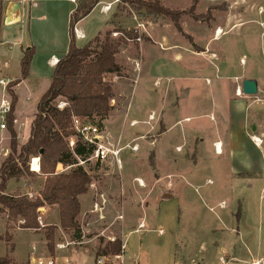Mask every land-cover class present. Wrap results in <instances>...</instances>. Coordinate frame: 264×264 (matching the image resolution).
I'll list each match as a JSON object with an SVG mask.
<instances>
[{
  "label": "crops",
  "instance_id": "obj_1",
  "mask_svg": "<svg viewBox=\"0 0 264 264\" xmlns=\"http://www.w3.org/2000/svg\"><path fill=\"white\" fill-rule=\"evenodd\" d=\"M80 1L85 0H74V2L71 0H0V18L2 21V25L0 24V78L10 80V82L15 81L19 77L20 60L23 52L31 46L35 48L28 77L14 87L17 96L13 114L14 130L17 136L19 132L24 133L20 145H23L29 137L30 124L36 111V105L50 84L55 67L50 65V58L56 57L60 60L67 52L70 15ZM159 1L163 6L164 0ZM11 2L20 3V18L17 23L6 25L4 19ZM110 2L111 0H101L88 16L77 23L84 34L83 40L76 41L77 46L82 47L91 39L103 36L114 26L109 22L116 19L112 17L116 6H112L107 14L100 12L101 6ZM34 20L37 21V25L33 24ZM18 24L21 25L18 32L14 33V30H9ZM31 24L36 28L32 35L30 33ZM172 27L175 30L173 25ZM222 27L219 28V31L223 33ZM183 33L185 34V32ZM186 35L188 36V34ZM208 35L210 37V33ZM220 35L217 34V38H213L212 41L217 40ZM158 43H160L159 48L152 46V48H147L141 44L139 48L135 47L136 45H127V48H133L137 53H140L138 56L143 62L138 73L145 67L147 81L143 86L134 83L129 90L128 109L118 111L114 120L106 119L103 123L114 138L122 135L124 140L129 141V139L140 136L148 130V127L142 125L141 122L147 121L150 114L155 116L160 114L156 124L159 131L156 145L151 147L147 142L140 140L138 153L126 151L122 155L124 160V165L121 167V175L124 180L123 187L133 189L139 198L145 202L140 208L132 209L129 207L127 210L123 207L122 209L125 218L127 217L128 221L131 222L129 226L123 227L120 231L127 248L125 264H188L191 259L194 260L195 258L200 260L198 262L195 259L198 264H203V253L207 249L202 244L197 245L194 242L196 239L194 236L199 233L181 228L179 216L178 225L172 233L169 244L160 241L158 245L153 247L147 243L144 246L139 243L138 247L132 250L127 245V236L146 231L147 220L155 222V219H158L157 211L160 210L162 203L175 197L174 190L177 189L176 186L180 182L178 180L191 185L190 181H201L205 173L214 172L220 186L233 183L237 187L242 186L244 188L243 183L248 180L245 178L251 174L249 172H255L253 173L255 176L257 175L256 172L259 171L263 174L264 154L260 156L257 152L258 145L252 140V138H258L255 132L262 129L257 120L261 108H255L252 106L253 104L246 103L243 94L240 96L236 94L237 89H241L242 83L235 86L234 75L224 83L213 84L210 79L205 78L211 89L208 97L203 101L197 94L196 86L191 85L185 88L183 84H179L182 78L178 76V73L183 69L181 65L186 64L185 58L189 65L200 66V61H194L192 52L186 50L182 42L175 40L166 33L160 35ZM190 44L192 45L191 48L195 46L192 42ZM200 54L206 55L207 61L202 62V65L205 64L204 66L209 67V70L216 67L215 73H217V69L224 72L229 69L222 62L220 65H216L219 61L218 56L219 58L224 56L223 51L216 54L210 51L208 47L207 50L203 48ZM132 61L135 60L132 59ZM135 62L137 63V61ZM245 64V61L240 63L242 66ZM158 68L163 70L164 78L156 76L154 71ZM135 73H137V69ZM137 75H135L134 81H137ZM176 82L178 83L174 85L173 83ZM259 91L260 88L258 87ZM3 96L5 97V94L0 89V98ZM196 103H200L202 106L201 111L197 109ZM251 111L253 112L251 113ZM253 115L255 116L256 129H251ZM131 121L140 124L130 128L129 123ZM24 124H26V128L22 129ZM108 125L114 127L115 134L110 131ZM2 136L3 131H0L1 141H3ZM215 147H218V150L215 151ZM249 148L254 150L256 156L261 157L260 163L256 167H250ZM150 151L154 154V169L158 170L159 173L150 175L146 171L147 173L145 172L143 176L139 172L137 161L141 157H147ZM1 155L0 153V157ZM4 156L2 155V157ZM61 170V167H57L56 173ZM136 173L139 175H135ZM134 179L141 180L144 188L140 185L141 188L136 187ZM257 180L256 176L253 181ZM11 183L12 180L7 184L6 194L8 195H14L10 192ZM206 183H213V180L207 179L204 184ZM85 195L88 196V192L81 196ZM161 196L164 199H160ZM80 197L78 199L82 207ZM88 198L85 201H88ZM41 210L44 211V208ZM56 211L58 213V209ZM141 223L144 225L142 229L139 228ZM18 224L20 223L8 222L7 215L0 212V236L8 234L10 237L9 242L0 240V258L7 257L10 264H28L31 256L49 258L50 255H48L44 238L40 248L32 246L26 254L20 255L16 243L17 233L30 232L39 236L41 230L21 229ZM159 231H162L161 235L158 234ZM156 232L159 236L164 235L162 229H158ZM182 234L190 236L184 238L181 236ZM216 245L218 244L216 243ZM52 256L50 258L54 260V264H84L90 258L93 261V257L84 249L78 251L65 249L57 251ZM227 256L231 260L236 259L235 255L228 254ZM243 262L249 263V261ZM249 264H257V262L252 261Z\"/></svg>",
  "mask_w": 264,
  "mask_h": 264
},
{
  "label": "rangeland",
  "instance_id": "obj_2",
  "mask_svg": "<svg viewBox=\"0 0 264 264\" xmlns=\"http://www.w3.org/2000/svg\"><path fill=\"white\" fill-rule=\"evenodd\" d=\"M145 1L151 2L154 0ZM162 4L165 8L177 11L186 10L193 6L192 13L181 16L179 20L183 32L188 34V37L179 36L168 18L152 17L143 12L138 13L135 7L123 3L117 5L113 10L114 15L112 17L116 18L115 22L117 25L111 27L110 31H108L111 34L117 32L114 31V27L134 32L136 23L133 18L144 25L145 31H138L141 37L140 43L133 41L124 44L121 41L123 40L121 34L114 39L110 36V39L114 42L118 43L121 41L115 54V61L121 67V72L119 76L107 75L105 77L113 92L112 111L107 119L112 121L118 111H126L128 109L129 90H131V86L134 83L135 85L139 83L143 86L147 81L145 67L138 73L143 62L138 56L140 53H137L133 48H127V45H136L135 47L139 48L141 44V46L147 48L151 46L159 48V37L161 34L166 33L175 40L182 42L186 50L192 52L190 53L194 61H200V66L189 65L185 58L186 64L181 65L183 69L178 73V76L182 78L179 84H183L185 88L191 85L196 86L197 94L203 101L208 97L211 89L205 78L210 79L213 84L224 83L229 81L234 75L235 86L238 83H242L243 80H256L260 88L258 94L244 97L246 98V103L253 104L252 106L255 108H261L257 120L262 129L256 131L255 135L261 142L257 152L262 156L264 154V0H164ZM0 24L2 25L1 19ZM33 24L37 25L38 23L34 20ZM225 24L226 26H224ZM20 27L21 25L18 24L9 30H14V33H16ZM220 27H222L223 35L221 34L217 40L212 41L213 38H217L216 34ZM34 29L36 28L32 25L30 29L31 35L35 33ZM209 33L210 37H208ZM147 36L149 39H147ZM104 37L105 34L101 36V38ZM190 42L195 45L193 48H191ZM208 47L210 51L216 54H220L223 51L224 58H219L218 56L219 61H217L216 65H220L221 62L225 63L227 68H229L226 72L217 69L218 71L215 73L216 67L209 70V67L204 66L205 64L202 65V62L207 61V58L205 54L199 55V53L203 51V48L207 50ZM132 59L137 61V63L132 61ZM244 61L246 62L245 66L240 65ZM136 69L137 73H135ZM221 69H223L222 66ZM154 72L156 76L158 75L157 77H165L163 70L160 68L155 69ZM135 75L138 77L137 81H134ZM237 79L239 80L237 81ZM177 83L173 84L176 85ZM257 98L262 101L257 102ZM196 107L200 110L202 106L200 103H196ZM159 117L160 114H156L155 120L151 122V126L154 129L150 136H147V140H143L147 144L153 140L152 137H155V141L157 140L159 131L158 127L156 128V124ZM254 122L255 116L253 115L251 129H256ZM26 124H24L22 129L26 128ZM146 127L150 129L149 126ZM108 128L114 134L116 133L113 126L108 125ZM248 131H250L249 128ZM144 134L142 133V135ZM23 135L24 133L19 132L17 136L19 145ZM2 138L3 141L0 140V153L5 156L2 157L1 155L0 165L10 152L7 130L3 131ZM134 138L129 139V141ZM129 141L124 140L125 143ZM155 145L156 142L151 147ZM248 154L250 156V167L259 165L261 157L256 156V153L251 148L248 149ZM153 163L154 154L150 151L147 157L138 159L139 172L143 176L146 171L150 175H156L159 172L154 169ZM122 165H124V160L121 156V167ZM83 168L91 179L87 191L89 195L80 197L82 207L76 219L83 238L77 241L74 239L72 230L61 229L58 223V213H56L57 206H46L44 211L41 209L38 211L40 220L37 218V222L38 225L39 221L42 224V226L39 225L41 230L39 232L40 237L30 232L17 233L16 243L18 244L20 255L26 254L32 246L40 248L44 242L43 238L46 241L47 227L49 226L55 227L54 250L53 253H50L47 249L49 257L53 254L55 255L57 251H61L57 249L56 245L71 241L75 244L67 247V250L78 251L84 249L93 257L94 261L96 251L99 248H104L105 244L109 242L108 238H115L118 241L122 240L120 231L131 223L127 217L125 218L122 211L123 207L127 210L129 207L132 209L135 207L140 208L143 207L144 200H141L133 189L123 187L124 180L121 175V168H117L114 162L109 161L102 165L93 162L86 163ZM31 173L32 175L13 179L10 192L14 195H25L29 200H35L43 188L44 178L39 173ZM249 173L251 174L245 178L248 180L243 183L244 188L241 185V187H237L233 183L220 186L214 172L205 173L201 181H190L191 185L178 180L180 182L176 186L177 189L174 190L175 197L162 203L160 210L157 211L158 219H155V222L147 220V230L142 231L140 234H127L128 247L135 250L139 243L143 246L147 243L155 247L160 241L164 242V244H169L172 233L178 225L179 216V224H182L181 228L199 233L194 236L196 238L194 242L197 245L202 244L207 249L203 253V264H246L243 261H249V263L256 261L257 264H264V173L256 172L257 181H253L254 178L256 179L255 174H253L255 172ZM135 175H139V173ZM207 179L213 180V183L204 184ZM137 181V179H134L136 187L139 188ZM141 183L143 182L141 181ZM141 187L144 188L143 186ZM29 195L31 196L30 198ZM87 197H89L88 201H85ZM160 199H164L163 196ZM22 222L17 221L20 224ZM158 229L163 230V236L157 234L156 230ZM181 236L189 238L190 235L182 234ZM228 254L235 255L236 259L231 260L227 256ZM52 257L54 258V256ZM72 258L74 259V257ZM195 259H191L188 264H198L200 262V260L196 259L198 260L197 262ZM93 261L90 258L84 264H93Z\"/></svg>",
  "mask_w": 264,
  "mask_h": 264
},
{
  "label": "trees",
  "instance_id": "obj_3",
  "mask_svg": "<svg viewBox=\"0 0 264 264\" xmlns=\"http://www.w3.org/2000/svg\"><path fill=\"white\" fill-rule=\"evenodd\" d=\"M100 1H80L71 13L67 52L53 69L50 84L36 105L29 137L23 145L17 142L13 124L17 103L14 87L28 77L32 57L35 54L33 46L23 52L19 77L6 87L10 97V109L6 115L10 152L0 165V210L7 215L10 223L23 221L18 224L21 229L39 230L38 210L46 206H57L59 227L63 230H72L74 239L81 240V231L76 221L81 210L78 198L87 193L91 183L90 176L80 166L59 174L56 173V168L58 165L63 167L76 165L77 158L84 160L91 154V148L85 147L80 141L76 142L72 151L68 148L67 139L74 134L71 130V118H88L96 121L99 127H103L104 121L112 111L113 92L105 77L120 75L121 68L115 62V54L121 41L118 43L112 41L111 32H106L104 38L95 37L79 47L73 35L74 25L88 16ZM120 2L135 7L138 13L168 18L177 33L188 37L183 33L179 20L181 16L191 14L193 6L177 11L163 7L159 0L151 2L120 0ZM109 23L117 25L114 20ZM114 31L121 32L128 39L136 38V34L130 30L114 27ZM59 101L67 103V107L58 110L56 105ZM31 158L39 159V175L44 178L39 196L35 200H29L25 195L6 194L10 180L32 175L29 171ZM54 230L55 227H47L46 241L50 253L54 250ZM0 240L9 242L10 237L5 234L0 236ZM118 247L119 241L107 242L104 248L96 251L95 257L108 253L115 254ZM0 264H10V261L7 257L0 258Z\"/></svg>",
  "mask_w": 264,
  "mask_h": 264
},
{
  "label": "built area",
  "instance_id": "obj_4",
  "mask_svg": "<svg viewBox=\"0 0 264 264\" xmlns=\"http://www.w3.org/2000/svg\"><path fill=\"white\" fill-rule=\"evenodd\" d=\"M74 2V0H71ZM120 0H111L109 4H104L100 8V12L102 14H107L112 6L119 5ZM124 4V3H123ZM126 5V4H125ZM136 23V29L134 32L136 33V38L134 39H128L125 35L119 32H113L110 36L114 39L119 34L122 35L123 40H121L124 44L129 42H141V37L138 34L139 30L145 31L144 25L140 22H138L135 18H133ZM73 35L76 41H80L84 39V34L80 27H78L77 23L73 27ZM58 59L56 57L50 58V65L55 66L58 63ZM208 82V81H207ZM11 83L10 80H5L3 78H0V89L3 90V94H5V97L0 98V131L6 130V115L9 112L10 109V98L9 95L6 92L7 85ZM236 94L238 96L242 95V90L240 88L237 89ZM67 107V103L60 101L57 103L56 108L58 110H63ZM155 120V115L150 114L147 118V121L141 122L142 125L149 126L150 129L147 130V132L144 135L136 136L131 141L125 143L124 138L122 135H118L117 137H113L110 132L104 127H99L96 123V121L90 120L88 118H78V117H72L71 118V130L73 131V135L67 139L68 148L72 151L75 147V144L77 141H80L85 147L91 148V154L84 160H81L77 158V164L72 166H66L62 167V165H58L57 167H61L62 170L59 172H65L69 169H72L74 167L80 166L83 167L86 163H97V164H106L107 162L111 161L115 163V166L117 168H121V156L124 152L129 151L131 153H137L139 151V144L138 142L140 140H147V136H150V134L153 131V126H151V122ZM139 122L131 121L129 123V127L133 128L139 125ZM158 136V135H157ZM152 137V136H151ZM153 140L149 141L148 144L150 146H153L155 144V137H152ZM253 142L254 138H252ZM217 148L215 147V150ZM38 159V158H37ZM34 159H30V171H32V161ZM38 166H39V159H38ZM34 173H39L38 171ZM31 196L29 195V198ZM40 210V209H39ZM38 210V211H39ZM40 220V217H37ZM39 225L42 226L41 222L39 221ZM139 228H144L143 223L139 225ZM159 235L162 234V231L158 232ZM108 241L110 243L117 242L115 238H108ZM75 244L74 242H66L56 245L57 249L64 250L70 245ZM79 244V243H78ZM127 254V248H126V242L123 240L119 241V247L118 251L115 254L108 253L105 255H99L95 257L94 264H125V256ZM28 264H54V260L49 258L43 259L36 256H31L28 260Z\"/></svg>",
  "mask_w": 264,
  "mask_h": 264
},
{
  "label": "water",
  "instance_id": "obj_5",
  "mask_svg": "<svg viewBox=\"0 0 264 264\" xmlns=\"http://www.w3.org/2000/svg\"><path fill=\"white\" fill-rule=\"evenodd\" d=\"M20 18V3L11 2L7 8L4 23L6 25L15 24ZM242 94L245 96H256L258 94V84L256 80H243L241 86Z\"/></svg>",
  "mask_w": 264,
  "mask_h": 264
},
{
  "label": "bare ground",
  "instance_id": "obj_6",
  "mask_svg": "<svg viewBox=\"0 0 264 264\" xmlns=\"http://www.w3.org/2000/svg\"><path fill=\"white\" fill-rule=\"evenodd\" d=\"M212 1H215V0H212ZM222 32L221 31H218L217 32V34H221ZM216 34V35H217ZM254 141L256 142V145H258L259 146V144L261 143L260 142V140L258 139V138H254ZM217 149L216 150H218V147H216ZM34 160L32 161V171L33 172H36V171H38L39 172V166H38V159L37 158H33ZM138 183H139V185L140 186H143V183H141V181H137Z\"/></svg>",
  "mask_w": 264,
  "mask_h": 264
},
{
  "label": "flooded vegetation",
  "instance_id": "obj_7",
  "mask_svg": "<svg viewBox=\"0 0 264 264\" xmlns=\"http://www.w3.org/2000/svg\"><path fill=\"white\" fill-rule=\"evenodd\" d=\"M243 96H245V95H243ZM261 101H262V100H260V101L258 100L257 102H261Z\"/></svg>",
  "mask_w": 264,
  "mask_h": 264
}]
</instances>
